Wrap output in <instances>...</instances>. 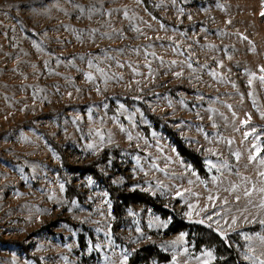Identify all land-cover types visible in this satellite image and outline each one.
<instances>
[{
    "label": "rangeland",
    "instance_id": "1",
    "mask_svg": "<svg viewBox=\"0 0 264 264\" xmlns=\"http://www.w3.org/2000/svg\"><path fill=\"white\" fill-rule=\"evenodd\" d=\"M149 4L159 17L142 0H0V264H133L147 247L134 264H233L224 244L264 260V0ZM62 159L207 230L137 203L118 222Z\"/></svg>",
    "mask_w": 264,
    "mask_h": 264
},
{
    "label": "trees",
    "instance_id": "2",
    "mask_svg": "<svg viewBox=\"0 0 264 264\" xmlns=\"http://www.w3.org/2000/svg\"><path fill=\"white\" fill-rule=\"evenodd\" d=\"M142 2L144 4V6L151 12V14H153L155 17H159L157 12L151 7V4H149V0H142ZM143 108L147 112L148 117L151 119V121L155 125H159V123H161L163 125V129L165 130V132L174 138L173 141H174V144L176 145V148L179 151V153L183 156L188 157L197 168L202 170L203 168L201 166L199 156H197L193 151L187 149L181 143L180 139H178L176 137L175 133L172 132V130L169 128V126L160 117H158L155 114L150 113L147 110V107L143 106ZM52 144L57 149V151L61 154V158H62L63 155H62V150L60 149V147L57 144H54V143H52ZM62 162L69 169L79 170L82 174H89L92 177H94V178H96L102 182V184L105 186V189H106V191L109 195V198L111 199V202H112V213L115 217V220H117L118 222H119L121 215L123 213V208L128 207L131 203H137V204L148 205L157 213H162V214L171 216V218L173 219V222L175 223V225H177V227L175 228L176 230L185 229L187 227L195 225V224H190V223H187V222L181 220L175 214V211L167 208L163 203H159V202L155 201V199L153 197H151L150 195H148L145 192L138 191V190L124 191V190L117 189L116 187L111 185L108 182V180L98 170L94 169L91 166V164L81 165V166H71L64 159H62ZM195 226H197V228L200 231L207 230L206 227H204V226H200V225H195ZM113 232L115 233L116 237L118 238L119 234H118L117 229H116V222L113 226ZM204 235H205V233H203V236ZM223 247L225 248L226 253H228V255L230 256V259L232 260L233 264H240V261L237 258L236 252L232 249V247L227 246L226 244H224ZM142 251H145V252L147 251L148 253H150V255H153V256L158 255L155 252V250H153L152 248H149V247L144 248L143 250L134 249L131 252V263L133 262V264H134L135 262L140 260L139 259L140 258V252H142Z\"/></svg>",
    "mask_w": 264,
    "mask_h": 264
},
{
    "label": "snow or ice",
    "instance_id": "3",
    "mask_svg": "<svg viewBox=\"0 0 264 264\" xmlns=\"http://www.w3.org/2000/svg\"><path fill=\"white\" fill-rule=\"evenodd\" d=\"M261 16L264 17V12L261 13ZM228 23H231V21H228ZM244 39L247 40V37H244ZM172 63L175 64L176 61H172ZM221 66H222V63H221ZM189 67H191V65H189ZM260 71H261V72H264V66H261ZM174 75H176V76H181L182 73L177 72V73H174ZM213 75H215V73H213ZM90 78H91V77H90ZM260 79H261V80H264V76H261ZM249 83H251V81H249ZM97 90L99 91V89H97ZM229 108H231V105H229ZM262 115H264V114H262ZM243 123L246 124V123H248V121L246 120V121H244ZM248 135H249L248 133H245V137H246V138H247ZM129 139H131V137H129ZM229 143H231V141H230ZM88 147H89V148H93L94 145L89 144ZM253 148L255 149V152H256V153H259V152L262 150L260 147H258V146H256V145H253ZM233 155L235 156V158H236L237 160H239V157H240V153H239V152L233 153ZM255 159H256V156H255V155L249 157V160H255ZM208 163L211 164V161H208ZM261 163L264 164V159L261 160ZM225 166H226V162H225ZM212 167H215V165H212ZM161 171H163V169H161ZM261 175L264 176V173H261ZM89 183H91V180H89ZM61 189H63V185H61ZM261 191H264V189H262ZM176 195H177V196H181L182 193H181V192H177ZM245 195H249V193L246 192ZM209 199H212V197L209 196ZM238 199H239V197H237V200H238ZM109 207H110V205H109ZM189 207H192V205H189ZM186 215H188V214L186 213ZM209 219H211V217H209ZM201 222H202V221H201ZM226 223H227V222H226ZM231 223H232V224H235V223H236V218H235V217L232 218ZM260 223H264V221H260ZM164 226L167 227L166 224H165ZM210 226H211V225H210ZM137 231H140V230L137 229ZM221 234L223 235V233H221ZM181 235L183 236V234H181ZM261 239L264 240V237H261ZM207 256L211 258V257H212V253H211V252H208V253H207ZM245 259H252L253 262H254V264H255V259H254L253 257H251V256H246ZM127 260H128V256L125 255V256H124V259H123V261H122V264H127ZM205 264H208V262L205 261ZM259 264H264V260H260V261H259Z\"/></svg>",
    "mask_w": 264,
    "mask_h": 264
}]
</instances>
